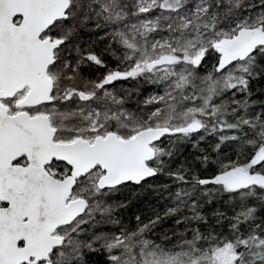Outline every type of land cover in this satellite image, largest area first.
Wrapping results in <instances>:
<instances>
[{"label":"snow or ice","instance_id":"1","mask_svg":"<svg viewBox=\"0 0 264 264\" xmlns=\"http://www.w3.org/2000/svg\"><path fill=\"white\" fill-rule=\"evenodd\" d=\"M257 86L264 0H0V264H264Z\"/></svg>","mask_w":264,"mask_h":264},{"label":"trees","instance_id":"2","mask_svg":"<svg viewBox=\"0 0 264 264\" xmlns=\"http://www.w3.org/2000/svg\"><path fill=\"white\" fill-rule=\"evenodd\" d=\"M101 47H103V45H101ZM252 98L257 101V104H259V101L261 99H264V93H261V91H259V86H257V89L255 90L254 96ZM216 139L217 137L215 136H209L204 142H202V147L210 149L211 145L216 142ZM188 149L189 151H192L191 145H188ZM225 151H227V149H225ZM196 154H198V152H193V155Z\"/></svg>","mask_w":264,"mask_h":264}]
</instances>
